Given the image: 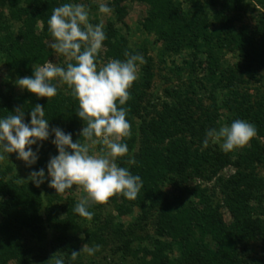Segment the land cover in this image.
<instances>
[{"label":"trees","instance_id":"1","mask_svg":"<svg viewBox=\"0 0 264 264\" xmlns=\"http://www.w3.org/2000/svg\"><path fill=\"white\" fill-rule=\"evenodd\" d=\"M110 1L123 20L127 0ZM135 1L149 7L143 29L163 44L166 53L189 52V59L184 60L188 68L176 70L190 75L184 94L165 89L166 98L173 102L156 103L150 95L154 64L147 57L141 78L130 89L131 99L125 107L130 109L127 119L132 134L123 141L129 156L118 158L117 163L139 175L143 187L135 200L118 195L109 201L120 217L136 208L140 215L124 228L122 223L114 226L113 220L102 221L94 214L96 228L86 231L73 211L78 202L71 199L63 203L61 194L49 187L47 164L58 155L52 143L55 137L50 135L42 142L44 146L33 145L39 147L38 159L27 173L16 166L18 159L14 157L0 165V264H46L57 252L65 264H83L79 257L75 261L70 257L72 251L80 250L75 234L79 231L85 232L86 244L100 245V251L113 240L118 244L116 253L123 252L122 264L128 257L133 264H172L170 254L175 247L181 248L177 264H264V176L260 173L264 168V101L252 102L249 94L241 93L242 87L257 81L259 71L264 70V0ZM69 2L0 0V9L9 11L7 17L0 13V63L15 77H31L33 66L53 58L47 20L53 8ZM247 17L254 20L253 26L245 23ZM7 22H19L21 27L15 33ZM104 31L106 52L104 58L99 54L101 62L124 60L125 51L140 54L127 39L117 41L113 23ZM223 51L237 53L240 62L224 65L219 56ZM197 69L206 71L204 79L193 80ZM37 104L44 107L50 130L70 133L73 142L81 139L85 125L76 115L78 102L66 86H59L57 96L49 102L26 90L18 98L1 94L0 117L14 114L19 106L25 111V122L30 123V111ZM224 110L233 115L232 121L247 120L257 128L250 147L236 156L217 145L202 146L206 130L220 126ZM129 158L135 163L129 164ZM41 168L45 180L39 187L32 182L17 183ZM229 168L234 173L225 176ZM202 183L213 185L203 187ZM223 209L231 216L229 222ZM149 223L154 228L153 247L146 249L141 245L144 238L137 233ZM48 231L54 232L55 245L50 256L45 252L40 256ZM257 242L262 244V254L255 258Z\"/></svg>","mask_w":264,"mask_h":264},{"label":"clouds","instance_id":"2","mask_svg":"<svg viewBox=\"0 0 264 264\" xmlns=\"http://www.w3.org/2000/svg\"><path fill=\"white\" fill-rule=\"evenodd\" d=\"M113 10L105 3L99 4V13L110 14ZM52 40L49 47L66 59L65 64L45 62L33 66L31 77L18 78L16 86L37 98L57 96L58 87L66 86L78 102L76 115L84 122L81 139L73 142L70 133L59 128H49L45 109L37 104L30 111V123L25 122V111L17 106L14 114L0 117V163L9 162L10 154L31 167L37 162L39 147L54 135L52 143L58 155L47 164L49 187L57 194L67 190L82 189L85 193L73 211L82 218L92 220L91 205H104L114 196L122 195L128 200L137 199L143 182L126 167L118 165V158L129 156L128 145L123 141L131 137V124L127 119L131 99L130 89L138 79V67L144 58L140 54L124 52V60H99V54L107 39L103 23L90 22V10L82 3H64L52 9L47 20ZM257 136V128L247 120L235 119L230 125L223 124L206 130L203 148L209 144L219 145L228 153L243 149ZM102 145L99 152L93 146ZM129 164L135 160L129 158ZM45 180L43 168L32 171L27 180L39 187ZM83 239V237H81ZM100 245L84 244L82 251L71 252L75 261L81 254L95 255ZM46 264H65L61 252L55 253Z\"/></svg>","mask_w":264,"mask_h":264},{"label":"rangeland","instance_id":"3","mask_svg":"<svg viewBox=\"0 0 264 264\" xmlns=\"http://www.w3.org/2000/svg\"><path fill=\"white\" fill-rule=\"evenodd\" d=\"M71 3H82L90 10V22L93 24L97 23H103L104 30L107 29L109 23H113L115 28L117 29V41H120L122 39H127L129 41V45L133 50L140 51V54L143 56L144 61H146L147 57H151L153 64H154V73L155 78L153 82V86L150 90L151 97H155V102L158 103L159 101H165L172 103V98H166L165 96V89L169 90H179L181 93L186 92V84L190 82V75L187 72L177 73V68L183 67L188 68L187 65H184V60L189 59L188 51H185L181 54H169L164 51V46L162 43H159L157 41V38L152 35L148 34L143 29V23L147 16L149 15V7L144 3L140 1L135 0H127L123 5L126 9V16L123 20L119 19V15L114 11L113 6L111 5L110 0H71ZM105 3L107 4L113 11L110 14H101L99 13V4ZM187 8V6H185ZM207 10L211 13L212 11L211 6L207 5ZM4 13L7 17L9 14V11L7 9H0V13ZM5 23L7 20H4ZM8 23V22H7ZM245 23H249L250 25H254V20H248V17L245 20ZM8 25L11 27V30L13 32H17L18 29L21 27V23L19 22H9ZM41 30V25H39V31ZM106 52V48L103 47L100 54L101 57L104 58ZM219 56L222 59V63L224 65H235L236 63L240 62V59L238 58L237 53H229L227 51L219 52ZM50 62L56 64H65L66 59L62 56H59L57 53L54 54L53 58L50 60ZM145 63V62H144ZM143 64L139 65L138 67V80L141 78V67ZM206 75V71L204 69H197V72L195 74L196 81H199V79H204ZM18 78L15 77L14 73L10 70H8L2 63H0V96L1 94L10 95L13 98H18L23 93L24 90H21L16 86V80ZM257 81H252L249 85L243 86L241 89V93L249 94V97L252 102H257L260 100L264 101V70H260L257 75ZM208 81V80H207ZM209 82V81H208ZM205 83H207L205 81ZM208 84V83H207ZM209 85V84H208ZM220 96L221 93L219 92ZM205 97L207 95H204ZM233 115L230 114L227 110L222 112V117L220 119V126L223 124L230 125L232 123ZM42 146H44V143L38 142ZM262 143L264 144V140H262ZM219 148L220 146L217 145ZM250 147L247 145L243 149H238L233 151L232 153L236 156L246 149ZM33 151L35 152L37 150L36 146H32ZM103 148L102 145H95L93 146L92 151L99 152ZM221 149V148H220ZM39 154V152H38ZM11 157H14L17 159V154L13 153L9 155V162H11L13 159ZM6 164V162H4ZM2 165V163H0ZM17 167L23 170V172L27 173V170H30L31 167L26 166L25 162L18 159V163L16 164ZM33 166V165H32ZM16 171V170H15ZM15 173V172H14ZM234 173L233 168L226 169L224 171V175L228 176L230 174ZM260 173L264 176V168H260ZM213 183H202L203 187L206 186H212ZM189 186V185H188ZM167 193H174L171 188L166 189ZM85 193L82 189H77L75 186H73V189L67 190L66 193L61 194L62 202L68 203L71 199H75L77 202L80 200L82 196H84ZM173 195V194H172ZM175 197V196H174ZM183 200L190 201V197H184ZM90 211L94 212V214L100 215L102 221L109 219L113 220V225H118L119 223H122L124 225V228H128L135 219L138 218V216L141 213V210L136 208L135 211L128 215L120 217L117 213V210L115 208V205L111 203L110 201L104 205H91L89 208ZM224 214V218L226 221L231 220V216L229 212L226 209L222 210ZM80 223L84 226V229L86 231L95 229L94 225V219L87 220L86 218L80 217ZM112 231V230H110ZM137 236L144 238V241L142 242V247H145L146 249L153 247V238H154V228L153 223H149L143 231H138ZM85 232L79 231L75 233L77 237L80 239V251H82V247L84 244H86L85 238L86 235ZM83 237V239L81 238ZM115 237V236H114ZM55 234L53 231H48L47 237L43 242L42 249L40 250V256L42 252H45L46 255L50 256L52 252V246L55 245L54 239ZM113 240L110 239L108 246L104 247L102 251H98L93 256H88L86 254H81L79 256V261L83 264H122L120 261L122 260L123 252L116 253V249L118 247V244H114L112 242ZM33 246L34 244L31 243ZM34 247V246H33ZM91 247V246H90ZM137 247V243L134 244V248ZM262 244L257 242L255 246L253 247V256L255 258L260 257ZM37 250V248L35 249ZM181 248L175 247L174 252L170 254V259L172 261V264H177V258L180 255ZM115 251V253H114ZM43 255V254H42ZM43 258L40 260L42 261ZM134 260L130 257H128L124 264H133ZM10 264H15L14 262H11Z\"/></svg>","mask_w":264,"mask_h":264}]
</instances>
